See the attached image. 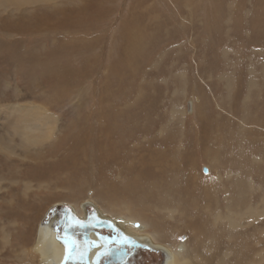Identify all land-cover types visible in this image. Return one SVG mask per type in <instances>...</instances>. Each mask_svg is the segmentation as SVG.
I'll list each match as a JSON object with an SVG mask.
<instances>
[{
  "label": "rangeland",
  "instance_id": "rangeland-1",
  "mask_svg": "<svg viewBox=\"0 0 264 264\" xmlns=\"http://www.w3.org/2000/svg\"><path fill=\"white\" fill-rule=\"evenodd\" d=\"M85 201L178 264H264V0H0V264Z\"/></svg>",
  "mask_w": 264,
  "mask_h": 264
},
{
  "label": "bare ground",
  "instance_id": "bare-ground-1",
  "mask_svg": "<svg viewBox=\"0 0 264 264\" xmlns=\"http://www.w3.org/2000/svg\"><path fill=\"white\" fill-rule=\"evenodd\" d=\"M81 210L83 217L74 207L55 204L45 214L34 247L41 264H71L76 242L79 248L90 249L87 255L89 264H155V259L161 255L162 264H178L182 255L180 248L177 247L175 253L155 244L147 235L137 234L145 230L143 225L123 218L112 221L91 201L83 202ZM72 234H76L77 240ZM113 250L116 259L110 258L114 255Z\"/></svg>",
  "mask_w": 264,
  "mask_h": 264
},
{
  "label": "flooded vegetation",
  "instance_id": "flooded-vegetation-1",
  "mask_svg": "<svg viewBox=\"0 0 264 264\" xmlns=\"http://www.w3.org/2000/svg\"><path fill=\"white\" fill-rule=\"evenodd\" d=\"M85 230H86V228H85ZM71 236H72V238H74L75 240H77V239H76V234H72ZM78 246H79V245H78V243L76 242L75 250L72 252V253L74 254V256L70 259L71 264H85L84 261H83V259H81V258H82V255H81V252H80ZM80 249H81V248H80ZM84 249H85V248H84ZM86 250H87V249H86ZM112 252H113V254H114V250H113ZM109 257H110V256H109ZM77 258H78V260H77ZM110 258H111V259H112V258H115V259H116L115 254H114L113 256H111ZM109 260H110V259H109ZM69 264H70V263H69Z\"/></svg>",
  "mask_w": 264,
  "mask_h": 264
},
{
  "label": "water",
  "instance_id": "water-1",
  "mask_svg": "<svg viewBox=\"0 0 264 264\" xmlns=\"http://www.w3.org/2000/svg\"><path fill=\"white\" fill-rule=\"evenodd\" d=\"M86 230H88V228H86ZM78 245H79V243H78ZM79 247H80V245H79ZM112 249V248H111ZM79 250H80V252H81V255H82V259H83V261H84V263L85 264H89L88 263V260H87V255H88V251H90V249H88V250H86V249H84V248H79ZM133 252H135V251H133ZM116 256V255H115Z\"/></svg>",
  "mask_w": 264,
  "mask_h": 264
},
{
  "label": "snow or ice",
  "instance_id": "snow-or-ice-1",
  "mask_svg": "<svg viewBox=\"0 0 264 264\" xmlns=\"http://www.w3.org/2000/svg\"><path fill=\"white\" fill-rule=\"evenodd\" d=\"M70 239V238H69ZM66 243H67V241H66ZM73 243H74V241H73Z\"/></svg>",
  "mask_w": 264,
  "mask_h": 264
}]
</instances>
